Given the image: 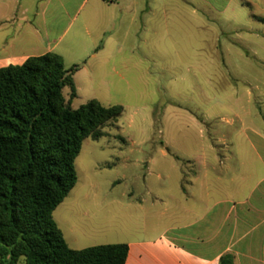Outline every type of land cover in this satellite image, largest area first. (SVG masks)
Here are the masks:
<instances>
[{
  "label": "rangeland",
  "instance_id": "1",
  "mask_svg": "<svg viewBox=\"0 0 264 264\" xmlns=\"http://www.w3.org/2000/svg\"><path fill=\"white\" fill-rule=\"evenodd\" d=\"M112 14L119 18L113 24L118 31L113 39L120 48L116 57L89 56L66 63L67 70L79 71L78 96L71 101L74 110L91 100L123 107L118 119L106 124L101 139L84 140L75 161L78 181L68 201L98 198L103 210L85 205L98 218L101 213L114 214L113 224L131 234L145 229L148 237V227L161 226L156 216L160 206L154 208L152 203L173 196L177 206V198L183 196L178 189L182 171L194 164L202 180L208 173L216 201L232 198L237 203L242 168L255 164L241 115L247 110L256 113L257 93L244 75L257 64L250 67L235 55L245 36L235 22L247 21V13L202 11L198 22L191 13L177 14L168 8L162 27L148 24L143 12ZM108 38L103 35L100 46ZM230 67L236 75H231ZM248 91L253 93L252 102ZM64 97L70 99L69 88ZM224 212L218 210L219 215ZM53 217L64 228V207L57 208ZM19 264H25L24 259Z\"/></svg>",
  "mask_w": 264,
  "mask_h": 264
},
{
  "label": "crops",
  "instance_id": "2",
  "mask_svg": "<svg viewBox=\"0 0 264 264\" xmlns=\"http://www.w3.org/2000/svg\"><path fill=\"white\" fill-rule=\"evenodd\" d=\"M168 1L173 3L170 7L163 0H0V68L22 66L29 58L48 53L62 56L65 67L67 61L89 56L115 58L120 48L113 39L118 32L113 24L119 18L113 16V10L143 12L148 15V24L157 27L165 26L168 8L177 14L191 13L198 22L202 11L247 13V21L235 22L245 32L241 50L236 49L235 55L250 67L252 62L257 64L244 75L245 83L257 93L256 113L247 110L241 115L255 164H243L240 200L216 201L212 183L206 178L208 173L202 180L196 166L188 164L178 185L183 194L176 200L178 205L172 202L176 199L173 196L156 198L152 203L154 208L160 206L156 216L161 226L148 227V237L145 229L131 234L127 228L113 224L114 214L101 213L102 218H98L85 206L94 204L103 210L98 198L68 201L67 197L58 207L65 209L64 228L56 223L74 250L127 244L126 264H220L223 256H231L233 264H264V0ZM76 22L73 34L67 37ZM103 35L109 38L100 46ZM230 72L236 75L231 67ZM78 73L73 76L77 91ZM248 96L252 102L253 93L248 91ZM189 175L194 179H187ZM115 203L119 208V202L113 200ZM222 208L225 212L219 215ZM95 219L106 222L93 224Z\"/></svg>",
  "mask_w": 264,
  "mask_h": 264
},
{
  "label": "trees",
  "instance_id": "3",
  "mask_svg": "<svg viewBox=\"0 0 264 264\" xmlns=\"http://www.w3.org/2000/svg\"><path fill=\"white\" fill-rule=\"evenodd\" d=\"M76 72L56 53L0 68V264H126L127 244L74 250L53 217L77 184L84 140L123 113L97 100L74 110Z\"/></svg>",
  "mask_w": 264,
  "mask_h": 264
},
{
  "label": "built area",
  "instance_id": "4",
  "mask_svg": "<svg viewBox=\"0 0 264 264\" xmlns=\"http://www.w3.org/2000/svg\"><path fill=\"white\" fill-rule=\"evenodd\" d=\"M110 2H112L113 0H109Z\"/></svg>",
  "mask_w": 264,
  "mask_h": 264
}]
</instances>
